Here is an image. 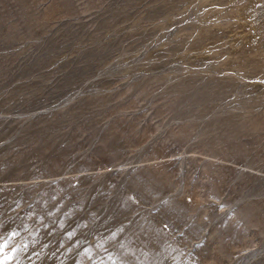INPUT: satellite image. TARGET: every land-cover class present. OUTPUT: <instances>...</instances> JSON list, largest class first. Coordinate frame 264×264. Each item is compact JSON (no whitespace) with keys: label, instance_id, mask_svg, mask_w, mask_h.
Segmentation results:
<instances>
[{"label":"rangeland","instance_id":"obj_1","mask_svg":"<svg viewBox=\"0 0 264 264\" xmlns=\"http://www.w3.org/2000/svg\"><path fill=\"white\" fill-rule=\"evenodd\" d=\"M0 264H264V0H0Z\"/></svg>","mask_w":264,"mask_h":264}]
</instances>
